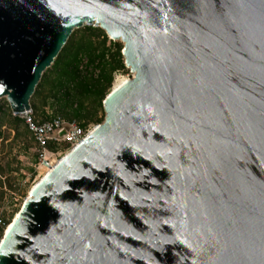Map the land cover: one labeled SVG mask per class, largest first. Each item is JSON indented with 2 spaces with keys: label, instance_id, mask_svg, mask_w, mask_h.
<instances>
[{
  "label": "water",
  "instance_id": "95a60500",
  "mask_svg": "<svg viewBox=\"0 0 264 264\" xmlns=\"http://www.w3.org/2000/svg\"><path fill=\"white\" fill-rule=\"evenodd\" d=\"M83 25L132 76L31 188L0 264H264V0H0L12 113Z\"/></svg>",
  "mask_w": 264,
  "mask_h": 264
},
{
  "label": "trees",
  "instance_id": "16d2710c",
  "mask_svg": "<svg viewBox=\"0 0 264 264\" xmlns=\"http://www.w3.org/2000/svg\"><path fill=\"white\" fill-rule=\"evenodd\" d=\"M122 47L123 44L108 39L100 27L83 25L74 29L30 97L35 118L45 120L60 113L65 120H75L81 127L102 122V101L110 91L113 74L126 70ZM47 106L53 108L51 115L45 113ZM1 108L2 105L0 111ZM2 121L16 134L21 127L29 134L19 115L9 111L0 116V138L1 126L5 124ZM67 147L65 143L61 145ZM14 170L10 163L0 162V201L5 190H11L8 176Z\"/></svg>",
  "mask_w": 264,
  "mask_h": 264
},
{
  "label": "rangeland",
  "instance_id": "374dc122",
  "mask_svg": "<svg viewBox=\"0 0 264 264\" xmlns=\"http://www.w3.org/2000/svg\"><path fill=\"white\" fill-rule=\"evenodd\" d=\"M108 39L110 38L108 37ZM113 41L122 44L120 40ZM82 68L84 69V67ZM131 76L132 72L128 67H126V70L124 71L115 72L113 74V81L110 91L113 88V83L116 78H129ZM0 105H2L0 116H2L4 112L8 113L11 111L8 101L5 97L0 99ZM45 113H47V115H51L53 113V108L47 106L45 108ZM56 115L63 117L60 113H57ZM36 118L39 117L36 116ZM2 123L5 122L2 121ZM95 125L96 124L89 123L87 128L92 130ZM1 131L2 137L0 138V162L2 165L8 162L10 163L11 169H15L8 176V182L11 184V190L6 189L3 198L0 201V216L6 221L10 222L20 210L23 201L29 194L30 189L36 183L40 172L36 166V150L34 143L30 138V134H26L23 127H21L18 131V134H16L15 131L12 130L6 123L1 126ZM69 150L70 148L68 147L66 149L60 148V156L63 157ZM30 169H33V171ZM2 235L3 234L1 233L0 239Z\"/></svg>",
  "mask_w": 264,
  "mask_h": 264
},
{
  "label": "built area",
  "instance_id": "2783aa9c",
  "mask_svg": "<svg viewBox=\"0 0 264 264\" xmlns=\"http://www.w3.org/2000/svg\"><path fill=\"white\" fill-rule=\"evenodd\" d=\"M24 125L29 131L30 138L34 143L36 152V166L39 169V176L48 173L60 160V148L63 143L68 148L79 144L91 131L87 127H81L77 121H67L60 115H54L45 120L35 118L30 108L18 113ZM64 131V132H63ZM4 218L0 216V234L7 226Z\"/></svg>",
  "mask_w": 264,
  "mask_h": 264
},
{
  "label": "bare ground",
  "instance_id": "6f19581e",
  "mask_svg": "<svg viewBox=\"0 0 264 264\" xmlns=\"http://www.w3.org/2000/svg\"><path fill=\"white\" fill-rule=\"evenodd\" d=\"M126 79H127L126 77H118V78H116V80H115L114 83H113V88H112V89H114V88H116L117 86H119V85H120L121 83H123ZM89 132H90V131H89ZM58 161H59V160H58ZM58 161H57V162H58ZM42 177H43V176H42V174H41V175L38 177L36 183H37ZM36 183H35V184H36ZM35 184H34V185H35ZM34 185H33V186H34ZM33 186H32V187H33ZM30 190H31V189H30ZM28 195H29V194H28ZM28 195H27V196H28ZM26 198H27V197H26ZM26 198H25V199H26ZM16 215H17V213H16ZM11 222H12V220H11L10 222L7 223V226L4 228V232L8 229V227H9L10 224H11Z\"/></svg>",
  "mask_w": 264,
  "mask_h": 264
}]
</instances>
